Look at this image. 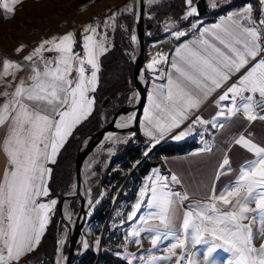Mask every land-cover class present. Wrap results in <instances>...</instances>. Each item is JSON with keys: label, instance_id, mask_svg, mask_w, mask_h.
Here are the masks:
<instances>
[{"label": "snow or ice", "instance_id": "snow-or-ice-1", "mask_svg": "<svg viewBox=\"0 0 264 264\" xmlns=\"http://www.w3.org/2000/svg\"><path fill=\"white\" fill-rule=\"evenodd\" d=\"M22 2L11 0L10 7L5 0L2 6L14 14L15 6ZM148 3L162 6V0H148ZM260 3L259 17L254 7L247 4L219 23L199 28L194 38L175 48L171 60L160 54L152 59L148 64L153 73L152 92L143 114L147 137L159 142L186 121L191 123L174 139H183L197 126L205 130L225 129L240 114L249 122L264 121V0ZM185 8L179 21L169 17L171 23L165 22V31L176 40L188 35L180 30V21L198 15L193 0H185ZM114 19L104 21L105 27L112 26L110 21ZM190 26L194 32L198 28L194 23ZM99 27L93 24L85 29L83 57L73 50L74 34L64 35L59 42L55 39L42 42L25 57L27 61L37 56L40 59L39 64L32 65L30 83L21 80L11 98L0 106V128L7 126L0 150L8 160L0 178V264H18L22 256L35 251L51 223L58 201H41L50 195L48 182L53 169L49 165L56 163L75 128L94 110L95 97L89 93H94L98 86V57L108 51V36L101 34ZM131 40L135 42L137 37L132 36ZM45 45L51 47L45 49ZM45 50L58 55L47 59L43 55ZM252 61L255 63L214 101L217 111L211 119L197 114L213 93ZM161 65H166L168 70ZM21 67L5 61L4 75L10 74V68ZM139 79H144L142 74ZM138 96V91L133 93V99ZM119 119L122 123L117 127H128L135 113ZM232 142L247 149L254 158L240 167L235 180L221 192L217 193L213 187L202 193L201 200L207 203L182 207L193 193L173 189L172 185L182 183L177 174L162 175L156 170L149 176L127 217L129 221H137L130 229L129 243L139 244L144 233L154 248L164 245L168 255L159 258L153 255V261H169L179 248L184 250V255L177 258V264H218L212 260L213 253L224 249L230 254L225 264H264V246L257 248L253 243L254 239L264 237V145L244 134H238ZM204 151L211 152L212 148L205 147ZM217 171V179L232 171L227 156ZM142 205L144 212L138 217ZM64 244L61 239L59 245ZM202 245L207 246L203 257L199 248L196 258L189 254L191 248ZM83 247L87 249L88 244L85 242ZM126 259L131 264V259L143 257ZM57 264L61 262L58 260Z\"/></svg>", "mask_w": 264, "mask_h": 264}, {"label": "rangeland", "instance_id": "rangeland-1", "mask_svg": "<svg viewBox=\"0 0 264 264\" xmlns=\"http://www.w3.org/2000/svg\"><path fill=\"white\" fill-rule=\"evenodd\" d=\"M166 1L169 0H162V3ZM196 1L198 2L199 0L193 1V4L195 6L197 3ZM226 1L227 0H207L209 14L203 18L199 17V15H196L187 21H180L179 23L180 30H186V29H189L190 31L193 30L190 26L193 23L197 24L199 28L200 24L205 23L206 21H208L207 18L209 16H212L211 13H215L226 7L225 5L222 6V4L226 3ZM244 1L245 0H231L230 4L235 2H244ZM254 1L255 0H252L251 3L254 4L255 3ZM4 2L5 0H0V106H2L11 98V95L15 92L20 81L25 79L23 78V75L27 71V69H31L33 64L40 63L39 56L34 57L32 61H27L25 57L31 55L42 42L53 39L59 42V39L62 38L64 35L74 34L76 42L74 44L73 49L76 52H79L80 57H83L84 51L82 49V36L85 32V29L88 28L89 25L98 24L100 26L99 31L101 32V34H107L108 51L113 47L114 36L118 29H120L121 32H124L125 36L128 37L129 35L130 40L132 37V25L129 34V29L127 25L125 23L123 24L120 23V20L124 16L130 15L132 19V9H133L132 0H23L22 3H19L18 5L15 6L14 14L5 11V9L2 6ZM7 2L11 7L12 6L11 0H7ZM152 7L155 6H150L146 12V13L148 12L150 13L146 15L147 17L146 23L153 24V28L151 30H147L145 36L146 62L149 61V63L153 58L157 56L158 46L162 48L163 46L168 44L167 42H165L167 35L165 34L164 31L165 22L167 21L168 23H171V20H169V18L163 22L157 21L156 15L154 11H152ZM110 17H115L114 21H110V24L112 26L105 27L104 21L109 20ZM180 17H177L175 19L172 18V20L179 21ZM193 32L194 31H192L191 33L189 32L187 36L191 35ZM184 39L187 38L184 37L181 40L171 41L172 43L171 42L169 43L170 48L172 49L174 45L178 43L177 41H182ZM49 47H51V45H45V49ZM127 53L130 55L131 59L135 63L136 52L132 40H131V49L127 50ZM43 55L47 59H53L56 56V52L54 51L49 52L45 50ZM102 56L103 55L98 57L99 65H100V58ZM5 61H9L14 64H20L22 67L20 69L10 68L9 69L10 74L5 76L4 75ZM145 68H146V63H145ZM149 73H150V78L148 77L147 84L153 81L152 78L153 73L150 70ZM133 89H134V79L131 89L129 90L128 95L126 97L125 103L121 107H119L118 100L110 101V99H107L104 101V103L106 101L107 102L105 106L104 103L102 104L103 111L106 112L109 121L106 122V115L102 113V121L104 122L102 128L105 127L113 119L115 114L125 105H127L129 101L131 102L130 103L131 105L135 104L136 98L135 99L132 98ZM5 93H8L9 95L5 96ZM94 93H89V95L94 96ZM130 98L132 100H130ZM117 107L119 108L116 110ZM114 109L116 111L110 118L109 114L112 113ZM137 136L141 138L139 133H137L135 136L132 137V131L122 132L118 134L114 138V140L108 142L105 145V147H102L104 143L100 144L99 147L101 146L102 149L99 150L98 152L94 151L92 155L89 156V158L86 160L85 164H87L90 167L87 173L88 175L87 181L89 184L88 185L89 193L91 194V202L88 210L87 225L82 231V236H83L82 242L78 246L77 253L74 257L80 255V253H85L86 251L90 250L98 254V259L96 263L98 262V260L100 263L101 256L104 250H108L114 252L117 257L125 260L128 264H129V259H126V257H130V256L143 257V259H131V264H177V258L180 257L181 255H184V250L178 248L176 249L175 256H173L169 261H163L160 259L153 261L151 259L153 255L159 258L168 255V253L164 245L158 244L154 248V246L152 245V243L144 233H142L141 236L139 237V241H140L139 244L129 243V241L132 239L130 236V229L133 226V224H135L137 221H129L127 217L134 210V205L135 203H137L139 199L138 190L140 185L143 184L144 186V184L147 182V179H144L146 176L141 180V182H138L137 185L136 183L132 184L131 187L129 188V191L127 192V197H129V195L132 194L134 195V200H124L122 203H120L119 200L121 196L124 194L125 189L128 186L129 180L136 173L135 172L132 176H130V173L132 172L136 164L133 166L132 170L129 171V173H127V178L120 188L113 190L114 186L111 187L109 185L102 184L101 182L107 170L118 169V165L115 166L113 165L114 160L124 149L127 148V146L131 142L137 143L136 142ZM84 139L81 141L80 145L82 144ZM141 140L143 141L144 146L147 147L143 157L145 156V154L150 152L154 147L156 146L160 147L166 142H168L167 139H165L162 142L158 143L157 145H149L145 143V141L142 138ZM154 152L150 154L148 159H150L154 155ZM142 165L137 170H139L142 167ZM155 171L156 170L154 169L152 175L155 173ZM74 178H75V161H74L73 180L71 184L67 187L63 196L67 195L68 193L69 194L74 193V190H72L73 186L76 187L74 183ZM144 180L146 181L144 182ZM172 186L175 187V185ZM50 196H51V191H50ZM63 196L60 199L53 196L50 197L51 199H56L58 201L52 213V218H51V222L56 215L58 218L57 230H56L57 246L54 257V264L57 255V249L59 247V241L65 237L68 238L65 228L63 224L60 222L59 204ZM116 201H117L116 208L113 211V213L110 212L111 215L109 214L108 217L109 222L107 223L108 221L107 219L106 223L107 226L110 224L112 230H115L117 228L118 236L119 233L122 236H121V240L117 242V244H115L114 246H110V245L105 246L104 240L106 237V229H107L106 223L102 231L98 232V226L94 222L93 218L95 217L99 209H101V207L105 204L111 203V211H112ZM196 202H197L196 200L188 199L187 201H184L183 207H186L188 204H192ZM69 205H70L68 209L70 211L69 213L72 216L73 222H75L76 216L80 210L79 200L75 199L71 203L69 202ZM252 207L254 208L255 205L253 204ZM143 212H144V208L142 205V208L138 213V217ZM245 223H248V221H245ZM177 226H179V221L177 222ZM48 228L45 232V235L48 231ZM256 228L257 225L254 224L253 225L254 233L256 231ZM103 231H105V234L102 236ZM85 242L88 244L87 249L83 247V244ZM253 243L254 246L257 248L264 246V237H261L258 240L254 239ZM65 245L66 246H64V250L61 255V258L64 259H66L68 253V241ZM190 245H191V241H189V246ZM206 247L207 246L202 245V246H197L196 248H191L189 254L193 255V257L196 258L195 253L197 251V248H199L201 251V257H203V250H206ZM34 252L27 258V260L23 264H42L37 262L38 258L36 256H34L33 259L31 258L32 255H34ZM229 256L230 254L226 252L224 249H218L215 253H213L212 260L218 262V264H225V261L229 259ZM45 263L46 262H44L43 264ZM181 264H183V262H181Z\"/></svg>", "mask_w": 264, "mask_h": 264}, {"label": "trees", "instance_id": "trees-1", "mask_svg": "<svg viewBox=\"0 0 264 264\" xmlns=\"http://www.w3.org/2000/svg\"><path fill=\"white\" fill-rule=\"evenodd\" d=\"M194 1V0H193ZM252 0H245L244 2L232 3L223 9L211 13L212 16H220L225 14L228 10L244 5ZM255 0L254 5L257 6ZM197 2V1H196ZM156 15V19L159 22H163L169 17L175 19L180 17L182 13L186 11L185 0H169L162 3V6L152 7ZM120 23H125L129 29V34L132 25L131 16H124ZM131 49V40L125 36L124 32L118 29L114 36L113 47L107 51L100 58V72L98 74V86L94 93L95 96V108L93 113L79 126L75 128L72 135L66 142L65 146L61 150L58 159L54 165L51 179L49 182V188L51 191V197H57L60 199L67 187L71 184L74 176V161L81 141L89 134L102 128L104 122L102 121L103 111L102 104L105 100L110 101L118 100L119 107H121L126 100L129 90L133 84L135 63L131 59L127 50ZM117 107L116 110L119 108ZM115 109L109 114V117L115 113ZM103 111V112H102ZM108 113V112H107ZM106 115V122H108ZM137 143H130L126 149H124L118 157L114 160L113 165H118V169H109L105 172L102 178V184L113 187V190L120 188L127 178V173L132 170L133 166L139 163L146 151L147 147L144 146L143 141L139 136L136 137ZM198 148V142L196 140H187L184 142L168 141L160 146L154 155L146 160L142 167L136 171V173L129 180L128 186L125 189L124 194L121 196L119 202L124 200H134V195L130 194L127 197V192L132 184L137 185L138 182L149 174L152 168L160 165L161 160L170 156H182L195 151ZM149 153V152H148ZM111 212V203L105 204L99 209L95 217L94 222L98 226V232L102 231L109 214ZM57 215L48 228V231L38 249L32 255L38 258L37 262L45 264H54V257L57 246ZM121 234L117 228L112 230L110 224L106 229V237L104 245L114 246L121 240ZM116 251V250H115ZM98 259V254L93 251H86L80 253V255L73 258L72 264H95ZM99 264H128L125 260L117 257L114 252L104 250Z\"/></svg>", "mask_w": 264, "mask_h": 264}, {"label": "crops", "instance_id": "crops-1", "mask_svg": "<svg viewBox=\"0 0 264 264\" xmlns=\"http://www.w3.org/2000/svg\"><path fill=\"white\" fill-rule=\"evenodd\" d=\"M230 3L231 0H227L226 3L222 4V6L224 5L228 6L230 5ZM247 4H251L254 7V9L256 10L255 15L256 17H259L260 15L259 9L262 7L260 0L257 1V6H254V4H252L251 1H249L244 5L228 10L223 15L209 16L207 18L208 21L200 24L199 28L211 27L214 24L219 23L221 19H223L227 15L232 14L237 10H242L243 7ZM199 28L196 32H193L191 35H189L187 39L179 41L176 45H174V47L172 48L169 54V60H171L175 48L178 45L182 44L183 42H186L194 38V35L198 33ZM74 52L76 51L74 50ZM57 55L58 54L56 53V56ZM257 59H259V57H257ZM254 63L255 61H252L245 68L241 69V71L236 75H234L227 82V84L224 85V87L217 90V92L213 93V95L209 97V99L201 106L197 114L203 116L205 119H211L212 116L215 115L217 111L214 101L217 99L219 94H221L228 85L238 80V78L241 75H243L244 72H246L248 68H250ZM165 68L167 71L168 70L167 66H165ZM24 75H23V78H25L24 80L27 83H30L29 77L32 75L31 69H27ZM75 76H76V72L73 71L72 77ZM163 82L164 81H157V83H163ZM152 85H153V81H151L147 86L145 104L141 113V117L138 122V133L140 134L141 138L145 141V143L149 145H157L158 143L162 142L165 139H167V141H174V142L196 140L198 142V148L189 154H185L182 156H170L164 158L163 160H161L160 165L152 168L153 170H151L144 179H147L149 176H151L152 173L154 172V169L159 170V173L162 175L170 176L172 174H177L178 177L181 178L182 183L179 185H175V187L172 186L175 191L184 192L185 190H187L189 193H193L189 196V199L196 200L197 202H201V203H207V201L201 200L202 193L208 191L213 187L215 188L217 193L221 192L226 186H228L231 182L235 180L236 176L238 175V171L240 167L246 161L254 158L253 154L250 153L247 149L243 148L240 145L234 144L232 142L233 138L238 134H244L254 142L264 145V121L257 119L255 121L249 122L242 114H240L238 115V117L233 118L231 122H228V126L225 129L217 130L208 127V129L205 130L200 126H197L196 128H194V130L190 135L184 137L183 139L181 140L174 139V136L178 132H180L181 130H186L187 125L191 123V121H186L181 126L180 129L173 130L172 133L165 135L162 139L159 140V142H156L151 140L149 137L145 135L144 133L145 122L143 120L144 110L148 106V97L152 92ZM6 135H7V126L0 128V145H2V142L6 137ZM205 147H211L212 151L205 152L204 151ZM224 156H227L230 159L232 171L227 174L219 175V178L217 179L218 176L217 170ZM51 166L52 165H49V167ZM7 167H8L7 156L2 150H0V178L3 177V174L6 171ZM145 181L146 180H144V182ZM142 186L143 184L140 185L138 191L141 190ZM48 188H49V182H48ZM50 197H51L50 195L48 197H42L41 201L48 202L51 200ZM33 252L22 256L18 264H23Z\"/></svg>", "mask_w": 264, "mask_h": 264}, {"label": "water", "instance_id": "water-1", "mask_svg": "<svg viewBox=\"0 0 264 264\" xmlns=\"http://www.w3.org/2000/svg\"><path fill=\"white\" fill-rule=\"evenodd\" d=\"M132 3H133L132 36L137 37V40L133 42L136 52V61H135V71H134V89L132 93L138 91L139 96L138 99H136V103L134 105H131L130 104L131 102L129 101L127 105H125L115 114L113 119L105 127L87 136L79 147V150L75 158V178H74V183L76 186L75 192L70 194L68 193L67 195L63 196L59 204L60 222L63 224L66 233L68 235V238L67 237L63 238L65 244L68 241V253L65 259V264H72L73 258L77 253V248L82 242V238H83L82 231L87 225L88 210L91 202V194L89 193L88 181L84 176V168H85L86 160L97 149V145L98 144L100 145L106 137L110 136L109 138H111L126 131H132V137L138 133V122L141 117V113L145 104V96L148 86L147 84L148 78H146V73H145V63H146L145 36H146V31L151 30L153 28V24L146 23L147 20L146 15L150 14L149 12L148 13L146 12L147 9L153 5H150L148 3V0H132ZM196 7L198 9L199 17L203 18L209 14L207 0H199L196 3ZM185 38H188V36H186ZM141 74L144 77L143 80L139 79V76ZM130 100L132 99L130 98ZM106 102L104 103V106ZM131 112H135L134 122L130 126L125 128L117 127L116 125L122 122L119 118L126 117ZM107 143L108 142L104 143L102 147H105ZM158 147L159 146L154 147L149 153L145 154L142 161H140L138 164L135 165L132 172L130 173V176H132L136 172V170L144 163V161L149 158L150 154H152V152H154ZM75 199L79 200L80 210L76 216L74 227L71 228L70 223L65 218V204L67 202L71 203ZM116 204L117 201L115 202V205L111 213H113V211L115 210ZM108 222L109 219L107 223ZM104 234L105 231H103L102 236ZM65 244L62 247L59 245L57 249L55 264H57V261L61 257ZM98 263L99 260L96 264Z\"/></svg>", "mask_w": 264, "mask_h": 264}, {"label": "bare ground", "instance_id": "bare-ground-1", "mask_svg": "<svg viewBox=\"0 0 264 264\" xmlns=\"http://www.w3.org/2000/svg\"><path fill=\"white\" fill-rule=\"evenodd\" d=\"M200 22V21H199ZM165 31V30H164ZM183 31H186L187 33H191L192 31H194V30H189V29H186V30H183ZM165 34H167L166 35V39H165V42H167L168 44L167 45H165V46H163L162 48H160L159 46H158V52H157V55L158 54H160V55H164V56H167V57H169V54H170V52H171V48H170V46H169V43L171 42V41H173V40H176L175 39V37L172 35V34H170V32H167V31H165ZM163 43V42H162ZM172 43V42H171ZM159 45V44H158ZM157 46V45H156ZM155 47V46H154ZM152 61V60H151ZM148 63H149V61H147L146 62V68H145V73H146V78H150V73H149V69H148ZM151 63V62H150ZM165 66L166 65H161V67H163V68H165ZM166 70V69H165ZM136 99H138V97H136ZM136 103V102H135ZM131 113H135V112H131ZM127 117V116H126ZM133 122H134V120H133ZM132 122V123H133ZM122 123V122H121ZM131 123V124H132ZM110 137V136H109ZM109 137H106L103 141H102V143H106V142H110V141H112V140H114V138L116 137V136H113V137H111V138H109ZM101 143V144H102ZM101 147V146H100ZM99 147V144L97 145V149L95 150V152H98L99 150H101L102 148H100ZM95 154V153H94ZM89 169H90V167L87 165V164H85V168H84V176H85V178L86 179H88V175H87V173H88V171H89ZM93 169V168H92ZM89 185V184H88ZM75 189H76V187H74L73 186V188H72V190H74V192H75ZM69 203L67 202L66 204H65V217H66V219H67V221L70 223V225H71V228H73L74 227V224H75V222H73V220H72V216H71V214L69 213L70 211L68 210L69 209ZM76 220V219H75ZM66 246V245H65ZM59 261L61 262V264H65V259L64 258H59Z\"/></svg>", "mask_w": 264, "mask_h": 264}, {"label": "built area", "instance_id": "built-area-1", "mask_svg": "<svg viewBox=\"0 0 264 264\" xmlns=\"http://www.w3.org/2000/svg\"><path fill=\"white\" fill-rule=\"evenodd\" d=\"M151 19V18H150ZM260 58V57H259Z\"/></svg>", "mask_w": 264, "mask_h": 264}]
</instances>
